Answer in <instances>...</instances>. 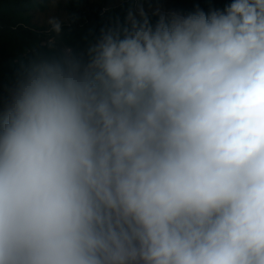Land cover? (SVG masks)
Listing matches in <instances>:
<instances>
[{
	"label": "clouds",
	"instance_id": "9594fccd",
	"mask_svg": "<svg viewBox=\"0 0 264 264\" xmlns=\"http://www.w3.org/2000/svg\"><path fill=\"white\" fill-rule=\"evenodd\" d=\"M47 23L0 74V264H264V0Z\"/></svg>",
	"mask_w": 264,
	"mask_h": 264
},
{
	"label": "trees",
	"instance_id": "16d2710c",
	"mask_svg": "<svg viewBox=\"0 0 264 264\" xmlns=\"http://www.w3.org/2000/svg\"><path fill=\"white\" fill-rule=\"evenodd\" d=\"M174 9L191 11L195 3L207 10L209 0H168ZM228 0H212L222 7ZM107 0H71L67 4L68 21L63 24L62 45L83 47V37L90 29L97 32L103 25L116 18L124 20L128 11L134 10L135 0H127L108 7ZM45 8L40 0H0V74L4 81L7 75L25 60V49H31L49 38L48 29L33 24V11ZM55 35V33H52Z\"/></svg>",
	"mask_w": 264,
	"mask_h": 264
},
{
	"label": "rangeland",
	"instance_id": "374dc122",
	"mask_svg": "<svg viewBox=\"0 0 264 264\" xmlns=\"http://www.w3.org/2000/svg\"><path fill=\"white\" fill-rule=\"evenodd\" d=\"M45 8H38L33 11V24L37 27L49 28L47 21L49 17H56L62 23H66L68 21V12H67V4L71 0H55V4L53 0H40ZM127 0H107V6L113 7L117 6ZM135 8L133 11H136L141 5L148 9L149 4L153 7L157 6V4L161 5L165 9H174L173 6L170 5L168 0H135ZM177 10V9H175Z\"/></svg>",
	"mask_w": 264,
	"mask_h": 264
}]
</instances>
